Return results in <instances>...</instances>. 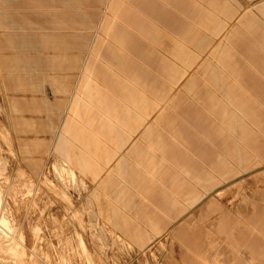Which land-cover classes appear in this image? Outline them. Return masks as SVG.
Instances as JSON below:
<instances>
[{"label":"crops","instance_id":"crops-1","mask_svg":"<svg viewBox=\"0 0 264 264\" xmlns=\"http://www.w3.org/2000/svg\"><path fill=\"white\" fill-rule=\"evenodd\" d=\"M226 1L0 0V114L5 115L18 158L34 166L32 171L51 159L63 161L92 184L116 178L117 171L130 172L132 163L146 161V134L161 124L157 115L163 107L168 105L171 110L177 106L198 115L191 104L195 99L202 133L197 127L179 124L172 138L164 134L159 139L162 155L170 154L177 167L189 153L181 141L196 152L203 134L223 139L225 156L216 158L207 149L206 165L193 163L190 180L195 187L182 190L185 207L174 208L180 216L215 191L199 208L202 219L214 214L220 206L216 196L223 193L219 186L238 176L240 167L246 170L252 165L235 136L250 144L255 140L256 149L260 144L257 135L249 133L244 120L237 117L238 111L250 112L256 126L264 129L262 112L256 107L258 102L264 106L260 81L264 54L255 51L237 56L223 49L203 58V49L227 48L217 45L226 43L219 34L225 25ZM257 11L264 16V4ZM182 56L188 69L203 59L205 72L199 73L197 68L179 88L178 80L189 71L175 69ZM242 59L252 61H238ZM213 66L226 67L229 82L222 78L218 84ZM242 86L255 93V102L248 101ZM219 89L224 90L221 96L235 103L228 111L210 99V93ZM226 129L232 132L230 141ZM174 212L170 211L173 218ZM243 215V222L233 229L226 226L233 218L226 215L223 223L220 216L224 228L215 230L216 244H202L204 253L185 255L183 264H221L225 241L237 242L242 256L251 259V264L255 258L259 264L264 211L257 208L249 216ZM186 224L184 220L176 228L178 234L191 232ZM153 225L122 228L141 235ZM207 235L202 231L203 238ZM185 240L180 238L182 243ZM229 251L233 255L232 247ZM227 259L224 262L232 264Z\"/></svg>","mask_w":264,"mask_h":264},{"label":"rangeland","instance_id":"rangeland-1","mask_svg":"<svg viewBox=\"0 0 264 264\" xmlns=\"http://www.w3.org/2000/svg\"><path fill=\"white\" fill-rule=\"evenodd\" d=\"M226 4L227 12L223 19L225 25L219 34L220 41L227 44L217 45H225L227 48L203 49V58L208 59L213 53L219 54L223 49L237 56L254 54L255 51L264 54V16L257 11L258 6L264 4V0H227ZM187 66L182 56L175 69L180 68L183 73L187 71ZM244 66H247V69L249 67ZM197 68L199 73L204 71L203 59H199L195 66L188 69L190 72H185L184 77L178 80L179 88ZM213 68L218 84L222 78L228 81L225 76L230 75V72L226 67ZM260 78L264 84V77ZM247 83L251 86L249 81ZM241 88L248 101H256L254 92H250L246 86ZM223 93L222 89L213 91L210 93V99L228 111V107L234 106L235 103L229 97L221 96ZM187 98L192 99L190 95ZM191 104L196 106L198 115H194L192 111L181 110L177 106L171 110L170 106H164L162 112L157 115L161 128L157 124L156 129L148 130L146 134L149 143L146 147V161L134 162L130 172L117 171L116 178H102L94 184L78 175L63 161L58 162L55 159L40 164L32 171L34 166L22 161L14 151L5 115L0 114V216L11 221V227H0V264H34L35 261V264H55L56 261V264H183L185 255H200L202 244H216L218 234L215 230L222 226L220 219L223 220L224 216L233 218L227 222L230 225L224 224L233 229L235 225L243 222L245 216H242V213L249 216L251 211L257 208L264 211V129L256 126L250 112L238 111L237 117L244 120L248 132L256 134L258 143L260 142L256 149L255 140L250 144L235 136L236 143L249 153L251 167L246 170L240 167L238 176L224 181L219 186L223 190L220 196H216L220 206L214 214L206 217H210V220L199 216V208L215 191H211L209 196L186 209L182 213L184 215L176 216L174 208H179V205L185 207L186 204L182 198V190L185 192L195 187V183L190 180V168L193 163L198 167L206 165L203 158L209 155L207 149H210L216 158L225 156L221 149L223 139L213 136L207 138L204 134L199 138L196 152L192 151L186 141L179 143L189 152L188 159L179 167L173 163L170 154L162 155V138L159 137L170 134L172 138L171 135L179 124L203 130L202 127L199 129V104L195 99L191 100ZM256 107L264 118V106L258 102ZM246 109L251 111L249 106ZM229 115L227 114V117ZM226 133L230 141L233 138L232 132L226 129ZM251 145L254 147H250ZM170 152L169 150L168 153ZM155 157L160 160L155 161ZM172 210L174 218L170 216ZM184 220H187L186 229L191 232L182 236V233H177L176 228ZM150 223L154 225L151 229L147 228L148 230L144 228L141 235L129 230L125 232L122 228L138 225L146 227ZM202 231L208 233L206 238L202 237ZM180 238L187 240L182 243ZM137 240H140V244ZM230 242L222 243L224 252L219 263L226 264L224 261L228 256L227 260L232 264H251V259L244 258L237 249V242H231L232 255V251H229ZM38 244L42 248H38ZM259 244L261 264L264 261V243ZM15 248L17 249L14 251ZM20 250L24 252L23 262L15 258L13 260V256ZM251 250L252 253L256 252ZM206 256L209 257L210 252ZM45 260L49 261L46 263ZM256 260L252 259V264H257Z\"/></svg>","mask_w":264,"mask_h":264},{"label":"bare ground","instance_id":"bare-ground-1","mask_svg":"<svg viewBox=\"0 0 264 264\" xmlns=\"http://www.w3.org/2000/svg\"><path fill=\"white\" fill-rule=\"evenodd\" d=\"M226 44H227V43H226ZM9 206H10V205H9ZM21 211H22V210H21ZM31 212H32V211H31ZM34 212H35V211H34ZM49 213H50V212H49ZM0 215H1V214H0ZM49 215H50V214H49ZM8 216H10V214H9ZM45 216H46V215H45ZM28 219H29V217H28ZM9 221H10V220H6V219H4V218H2V217L0 216V227H3V226H7V228H8V227H11V224H10L11 221H10V222H9ZM12 221H13V219H12ZM31 221H32V220H31ZM28 222H30V221H28ZM31 223H32V222H31ZM37 228H38V227H37ZM14 229H15V228H14ZM17 229H18V228H16V230H17ZM32 229H35V228H32ZM32 229H31V230H32ZM19 231H20V230H19ZM32 231H34V230H32ZM15 232H16V231H15ZM21 232H22V231H21ZM35 232H36V231H35ZM36 233H37V232H36ZM37 234H38V233H37ZM35 235H36V234H35ZM28 236H30V235H28ZM41 236H42V235H41ZM34 237L36 238L37 236H34ZM26 238H27V237H26ZM42 238H43V237H42ZM42 238H41V240H42ZM39 239H40V238H39ZM44 239H45V237H44ZM33 240H34V239H33ZM36 240H37V239H36ZM46 240H47V239H46ZM46 240H44V242H45ZM39 241H40V240H39ZM39 241H38V242H39ZM25 242H26V241H25ZM33 242H34V241H33ZM35 242H36V241H35ZM31 245H33V244H31ZM34 245H35V244H34ZM38 245H39V244H38ZM38 245H37V246H38ZM17 246H18V244H17ZM51 246H52V245H51ZM51 246H50V247H51ZM32 247H33V246H32ZM32 247H31V248H32ZM39 247L42 248L40 245L38 246V248H39ZM45 247H46V246H45ZM53 248H54V247H53ZM16 249H17V248H15L14 251H15ZM51 249H52V247H51ZM54 249H55V248H54ZM30 250H31V249H30ZM32 250H33V249H32ZM34 250H35V249H34ZM34 250H33V251H34ZM55 250H56V249H55ZM25 251H27V250H25ZM37 251H39V250L37 249ZM45 251H46V250H45ZM47 251H48V250H47ZM18 252H19V253H18L17 255L13 256V260H14V258H15V259H18V260H20L21 262H23V261H24V258H23V257H24V252H23L22 250H20V251H18ZM20 252H21V253H20ZM30 252H31V251H30ZM39 253H40V252H39ZM45 253H46V252H45ZM48 253H49V252H48ZM57 253H58V252H57ZM27 254H28V251H27ZM27 254H26V255H27ZM32 254H34V253H32ZM41 254H42V253H41ZM41 254H40V255H41ZM58 254H59V253H58ZM28 255H29V254H28ZM30 255H31V253H30ZM40 255H37V256H40ZM45 255H46V254H45ZM35 256H36V255H35ZM54 257H55V256H53V259H54ZM56 259H57V257H56ZM28 260H29V258H28ZM33 260H34V259H33ZM46 260H47V259H46ZM46 260H45V261H46ZM16 261H17V260H16ZM16 261H15V262H16ZM48 261H49V260H48ZM48 261H46V263H47ZM55 261H56V260H55ZM35 262H36V261H35ZM35 262H33V263L35 264ZM16 263H18V262H16ZM31 263H32V262H31ZM56 263H57V261H56ZM56 263H55V264H56ZM2 264H4V263H2ZM12 264H13V263H12ZM14 264H15V263H14ZM22 264H23V263H22ZM50 264H51V263H50ZM58 264H59V263H58Z\"/></svg>","mask_w":264,"mask_h":264}]
</instances>
